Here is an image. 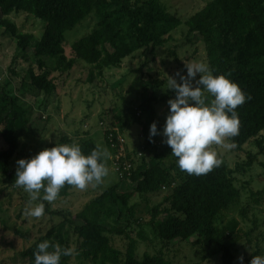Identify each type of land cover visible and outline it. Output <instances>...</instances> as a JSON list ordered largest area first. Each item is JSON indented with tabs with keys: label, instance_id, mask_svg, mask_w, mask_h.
Wrapping results in <instances>:
<instances>
[{
	"label": "trees",
	"instance_id": "16d2710c",
	"mask_svg": "<svg viewBox=\"0 0 264 264\" xmlns=\"http://www.w3.org/2000/svg\"><path fill=\"white\" fill-rule=\"evenodd\" d=\"M161 1L0 0V24L16 37L17 50L23 60L29 58L26 54L32 46L33 63L26 71L25 82L47 100L57 90V79L66 77L75 62L85 63L90 68L91 78L101 77L104 70L120 68L122 62L136 52L145 54L162 47L182 22L168 12ZM14 13L43 20L41 37L32 41L33 36L16 33L14 26L5 20ZM91 15L97 19L96 27L71 44L74 58L67 59L63 48L65 32ZM184 25L187 37L196 36L204 46L205 59L213 75L227 76L250 97L236 109L239 133L227 140L235 145L232 150L241 152L243 146L254 139L259 154H264V0H211ZM45 58L54 60V68L46 67ZM55 72L58 76L52 77ZM138 109L143 113L152 109L150 101L143 102ZM130 112L132 121L140 124L136 111L131 109ZM31 117V107L10 95L5 86L0 87V141L4 146L0 149V174L7 179L11 176L10 161L21 135L24 132L40 135L47 122V119L42 120L41 113L36 120ZM37 120L42 121L41 130L34 127ZM114 129L105 130L104 139L115 155L116 149L111 148L108 141L109 133L115 135ZM149 129L142 128L147 136ZM117 130L122 135L121 130ZM78 144L86 156L99 149L92 139ZM252 159H256L255 156L250 157L248 166ZM126 160L131 169L124 173L120 182L94 197L79 212L48 211L45 204L46 212L62 219L19 253L25 264H35L34 252L45 240L75 250L72 257H62L61 264H69L73 257L90 264H171L163 250L144 253L141 260L137 259V243L148 239L142 229L134 236L129 231L128 218H134L133 207L129 204L132 193L118 191L120 184L126 181L138 194L170 189L164 199L167 207H154L147 223L164 245L174 247L195 235H202V240L197 241L201 247H214L221 253L224 264L232 263L234 242L228 236L238 223L230 221L224 228H218L216 223L219 215L239 197L233 170L223 162L204 175L186 173L182 181L174 185L172 172H177L178 177L181 172L177 166H165L160 155L154 154L147 161L141 158L136 162L133 157H126ZM72 188L65 185L58 198H67ZM163 214L165 217L161 219ZM111 235L126 239L124 252L112 245Z\"/></svg>",
	"mask_w": 264,
	"mask_h": 264
},
{
	"label": "rangeland",
	"instance_id": "374dc122",
	"mask_svg": "<svg viewBox=\"0 0 264 264\" xmlns=\"http://www.w3.org/2000/svg\"><path fill=\"white\" fill-rule=\"evenodd\" d=\"M210 1L162 0L165 9L182 22L162 47L153 52L148 50L145 54L136 52L133 57L125 59L120 68L104 70L101 77L95 75L91 78L90 68L83 62H75L66 77L57 79V90L47 100L42 93L25 82L26 71L29 64L33 63L32 46L26 54L29 58L23 60L17 50L16 37L0 24V87L5 86L10 95L18 97L24 106L31 107L32 119L36 120L40 113L42 120L47 119L44 127L42 121L35 122L34 127L39 130L43 127L40 135L30 132L21 135L10 161V178L0 174V264H25L19 253L62 219L48 211L62 210L75 214L94 197L120 182L115 169V155L111 153L112 159H107L109 175L101 185L89 186L85 190L73 187L67 198H58L51 204L44 202L48 211L40 218H33L25 212L29 195L22 188L14 186L17 161L31 159L40 151L51 149L56 144L79 143L85 139H92L99 149H105V130L117 128L124 138L126 157H133L139 162L141 158L147 161L152 155L158 154L165 166H177V158L171 155L172 150L164 143L165 138L157 135L150 142L142 128L145 126L149 129L155 122L159 126L158 132L162 133L170 112L168 101L176 98L174 90L169 89V79L173 78L181 83L180 77H187L186 65L207 63L204 46L196 36L187 37L184 22ZM5 20L14 26L16 33L33 36L32 41L41 37L45 25L43 20L21 13H14ZM96 23V17L91 15L65 32L63 48L67 59L74 58L71 44L91 32ZM44 63L47 68H54V60L45 58ZM51 76L57 77L58 72ZM199 78L197 74L196 80ZM192 84L193 87L196 86L195 80ZM205 96L210 102L212 97L207 93ZM146 101H150L152 109L143 113L138 107ZM131 109L136 111L140 124L132 121ZM3 147L0 141V149ZM212 148L218 152L227 167L234 171L235 186L239 190V197L219 215L216 225L224 228L230 221H237V227L228 236L234 242L231 264H239L238 258L241 255L244 257V264H250L254 256H264V154H259L254 139L249 140L241 152L224 150L216 145ZM252 156L256 159H252L248 166ZM180 172L179 177L177 172H172L174 185L179 184L186 175V172ZM119 188V193H132L129 204L133 207L134 218H128L131 235L134 236L142 229L148 239L137 243V259L141 260L144 253L155 254L163 250L171 264H224L221 253L214 247L203 248L197 243L202 240V235H195L189 241L174 247L164 245L155 236L147 224L150 212L154 207H167L164 199L170 189L154 194H138L128 181L121 183ZM164 217V214L160 216L161 219ZM110 239L115 248L125 251V238L111 235ZM69 264L90 263L73 257Z\"/></svg>",
	"mask_w": 264,
	"mask_h": 264
},
{
	"label": "clouds",
	"instance_id": "9594fccd",
	"mask_svg": "<svg viewBox=\"0 0 264 264\" xmlns=\"http://www.w3.org/2000/svg\"><path fill=\"white\" fill-rule=\"evenodd\" d=\"M186 67L187 77H180L182 83L169 77V89L175 91L176 98L168 101L170 112L162 133L158 132L154 122L150 126L149 139L153 142L152 138L162 135L164 143L172 150L171 155L177 158L179 170L199 176L223 163L213 145L224 150L235 146L226 141L238 135L236 109L250 97L227 76L213 75L207 63L197 62ZM197 74L200 76L198 80ZM205 93L212 97L210 102ZM108 158L107 149H94L86 156L78 143H71L56 144L31 159L17 161L14 186L29 195L26 215L33 218L44 216V202H55L65 185L79 190L101 185L109 175ZM74 253L71 247L52 245L45 240L34 252L35 264H61L62 257H72ZM238 259L239 264H244L242 255ZM250 264H264V256H254Z\"/></svg>",
	"mask_w": 264,
	"mask_h": 264
},
{
	"label": "built area",
	"instance_id": "2783aa9c",
	"mask_svg": "<svg viewBox=\"0 0 264 264\" xmlns=\"http://www.w3.org/2000/svg\"><path fill=\"white\" fill-rule=\"evenodd\" d=\"M115 135L112 133L108 134V141L110 143L111 148L116 149V154L114 156L115 160V169L118 173L119 178L121 179L125 172L131 169V164L128 160H126V155L124 154V138L115 128ZM150 133L148 134V137Z\"/></svg>",
	"mask_w": 264,
	"mask_h": 264
},
{
	"label": "crops",
	"instance_id": "0c3cea01",
	"mask_svg": "<svg viewBox=\"0 0 264 264\" xmlns=\"http://www.w3.org/2000/svg\"><path fill=\"white\" fill-rule=\"evenodd\" d=\"M93 141H94V140H93ZM106 147H107V146H106ZM106 147H105V149H107V151L110 153V159H112V156H111L112 154H111L110 150L108 149V147H107V148H106Z\"/></svg>",
	"mask_w": 264,
	"mask_h": 264
}]
</instances>
